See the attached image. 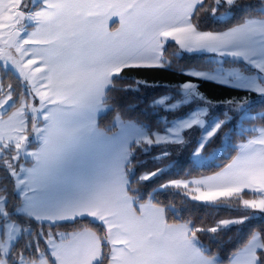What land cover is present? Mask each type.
I'll return each instance as SVG.
<instances>
[{"label":"snow or ice","instance_id":"obj_1","mask_svg":"<svg viewBox=\"0 0 264 264\" xmlns=\"http://www.w3.org/2000/svg\"><path fill=\"white\" fill-rule=\"evenodd\" d=\"M0 264H264V0H0Z\"/></svg>","mask_w":264,"mask_h":264},{"label":"trees","instance_id":"obj_2","mask_svg":"<svg viewBox=\"0 0 264 264\" xmlns=\"http://www.w3.org/2000/svg\"><path fill=\"white\" fill-rule=\"evenodd\" d=\"M203 59L200 56H185V58L181 61L183 64H197ZM129 78L134 77H141L146 79L149 83H155L159 84L161 86L168 85L171 87L176 82L185 79L184 77H181L179 75H176L174 71H165L160 69H132L128 72ZM203 90L207 92L209 96L216 97L223 94L222 90L217 88L213 84H205L203 87ZM156 93L152 89H148L147 91H142L140 93L141 96H145L150 98L152 95H155ZM130 99H135V96H130ZM227 162V157L222 156L220 159H217L215 161V164H223ZM188 171L187 168H184L183 170L177 169L174 173V177H182L184 173ZM200 172H209L210 169L207 168H201L199 170ZM199 174L197 171L192 172V177H195ZM163 198V197H161ZM171 199V197H169ZM176 203L178 206L184 208L183 215L188 216H198V217H206L211 218L215 216H221L226 217L230 216L233 213L225 208V207H213L201 204L199 202H190V203H182L179 199V197H176Z\"/></svg>","mask_w":264,"mask_h":264}]
</instances>
